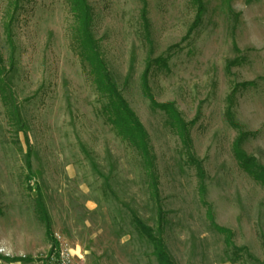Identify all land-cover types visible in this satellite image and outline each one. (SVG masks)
<instances>
[{
  "label": "rangeland",
  "instance_id": "374dc122",
  "mask_svg": "<svg viewBox=\"0 0 264 264\" xmlns=\"http://www.w3.org/2000/svg\"><path fill=\"white\" fill-rule=\"evenodd\" d=\"M202 1L197 20L195 0H146V22L143 0H88L100 55L148 132L160 214L139 151L102 111L68 0H0V264H158L132 214L163 228L175 264H264V0ZM148 65L156 103L193 123L189 146L145 93Z\"/></svg>",
  "mask_w": 264,
  "mask_h": 264
},
{
  "label": "trees",
  "instance_id": "16d2710c",
  "mask_svg": "<svg viewBox=\"0 0 264 264\" xmlns=\"http://www.w3.org/2000/svg\"><path fill=\"white\" fill-rule=\"evenodd\" d=\"M144 1V6L142 10L143 19L147 22V2ZM71 11L74 14L76 20L74 40L77 45V52L79 57H81L82 64L87 68L95 77V82L102 90L101 92L108 98V104L102 110L112 124L113 128L117 133L124 139L128 140L131 145H133L140 153L143 166L149 173L151 179V193L157 203L159 213L162 212V207L160 206V192H159V181L158 176L155 171L154 155L149 142V135L145 127L131 109L130 105L124 98V96L118 90L115 82L113 81L107 66L100 55L98 49L97 40L92 31L93 14L91 6L88 0H68ZM199 4L197 20L202 14V0H195ZM151 67L148 65L145 72L143 73V87L145 93L151 100L152 106L154 108H159L166 113L169 117L170 123L173 128L177 130L182 143L186 146L190 145L189 128L193 125L192 122H186L182 117L181 113L177 110L174 104H157L154 97L151 94L148 79ZM236 156L239 162L246 167L248 171L254 178V171L247 167L248 158L241 153L238 148H236ZM27 168H28V178L29 181H33L34 175L32 172V163L30 157H27ZM38 194V208L40 211V217L46 226V233L53 241V247L49 251V258L53 257L57 260L60 259V242L57 237L54 236L51 224V217L47 212V208L42 200L41 192L38 185L35 187ZM204 191V192H203ZM202 193H205V188L202 189ZM135 226L139 231L145 235L153 244L154 255L158 261V264H175L171 254L169 253L163 236V228L161 227L159 233L157 234L150 226L145 224L136 214H132ZM212 218V217H211ZM162 225V224H161ZM213 225L220 232L228 235L231 232L228 229L217 226L215 222ZM227 245L231 244L230 237H227Z\"/></svg>",
  "mask_w": 264,
  "mask_h": 264
}]
</instances>
